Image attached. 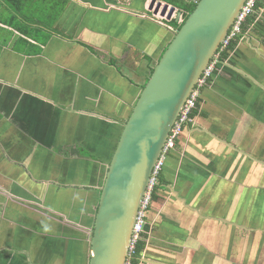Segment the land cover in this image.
<instances>
[{"label":"crops","instance_id":"crops-1","mask_svg":"<svg viewBox=\"0 0 264 264\" xmlns=\"http://www.w3.org/2000/svg\"><path fill=\"white\" fill-rule=\"evenodd\" d=\"M188 1L156 0L175 6L170 20H158L154 6L149 8L151 0H0V264H89L105 174L99 185L86 167L85 180L79 181V170H62L60 155L70 160L82 156L77 144L101 125L122 128L111 111V94L119 87L118 98L112 97L116 105L132 108L145 75L173 37L172 21L183 13L179 2ZM247 39L244 34L237 50L246 49ZM135 56L142 67L130 75L128 63ZM220 70L203 89L201 103L207 108L214 89L220 90L214 99L226 103L229 82L242 73ZM203 111L207 119L209 111ZM97 139L95 147L103 141ZM177 149L166 165L173 163ZM91 153L94 158L82 157L103 164ZM166 178L169 191L153 204L147 219L155 234H165L169 224L178 226L180 219L172 216L185 206L177 191L171 187L170 192L172 181L168 174ZM51 202V209L45 207Z\"/></svg>","mask_w":264,"mask_h":264},{"label":"rangeland","instance_id":"rangeland-1","mask_svg":"<svg viewBox=\"0 0 264 264\" xmlns=\"http://www.w3.org/2000/svg\"><path fill=\"white\" fill-rule=\"evenodd\" d=\"M155 16L158 20L163 17ZM260 29L261 32L248 35L250 39L243 42L246 49L237 50L242 59L226 58L221 67V73L242 71L235 82H229L231 85L225 91L227 102L215 100L220 90L214 89V95L211 94L214 108L203 103L200 106V110L209 111V117L196 115L192 128L181 131L180 142L174 146L179 148L177 157L164 168L172 181L170 192L172 187L185 202V206L177 209L180 214L176 215V210L172 216L180 219V223L169 224L171 229H166L165 234H155L151 224L145 222L143 229L147 236L139 264H150L147 259L156 264H264V26ZM136 57L128 63L130 75L142 67V63L134 62L139 61ZM119 90L118 87L111 94V111L116 119L125 122L131 108L117 106L118 101L116 105ZM17 95L19 98L20 93ZM113 125L112 129L101 125L100 130L92 131L95 134H90L91 137L86 132L88 138L82 142L87 147L85 151L81 143L77 144L82 156H90L92 151L103 164L95 165L96 162L77 154L70 160L65 154V157L60 155L62 170L66 173L79 170L82 181L86 175L83 170L89 167L90 176H95L100 185L110 150L115 147L121 130V125ZM97 138L103 141L95 147ZM46 163L55 164L49 159ZM65 178L70 186L68 174ZM52 205L53 202L45 207L51 209Z\"/></svg>","mask_w":264,"mask_h":264},{"label":"water","instance_id":"water-1","mask_svg":"<svg viewBox=\"0 0 264 264\" xmlns=\"http://www.w3.org/2000/svg\"><path fill=\"white\" fill-rule=\"evenodd\" d=\"M151 0L156 14L161 2ZM247 0H198L122 122L100 187L89 264H126L153 168L186 99L215 58ZM165 3L160 14L174 11ZM179 18L180 12L177 13ZM167 18V17H166ZM178 21V19H176Z\"/></svg>","mask_w":264,"mask_h":264},{"label":"trees","instance_id":"trees-1","mask_svg":"<svg viewBox=\"0 0 264 264\" xmlns=\"http://www.w3.org/2000/svg\"><path fill=\"white\" fill-rule=\"evenodd\" d=\"M197 2L198 1H193V0H189L188 3H180L179 2L178 6L181 9V11L183 12L182 13V19L183 20L181 22L177 21L176 19H174L172 21V24L176 30L180 28L183 21L186 19V17L189 15V13L194 9ZM262 26H264V0H255L254 5H253V11L251 12V14H249L245 18V21L242 23L240 33H238L235 37H233L228 42L226 47L223 50H221L220 56L218 58V63L215 65L214 73L217 72V69H221L226 58H230L233 56L235 59H237L239 57L240 54L237 52V45H238V42L240 41V38L244 34H248V35L253 34L254 35V33L258 30L261 32L262 30L260 29V27H262ZM247 29H249V30L247 31ZM152 70H153V68H150L148 74L145 75V80H144V83L141 84L142 85L141 87H143V85L145 84V82L148 79L149 75L151 74ZM211 81H212V79H211ZM208 82H210V78L208 79ZM201 102H202V97L199 96L196 100L195 108L193 110V114H192L193 117H195L196 115H198L200 117H203L206 115L203 110H200ZM99 110H101V109H99ZM99 126H100V122H99ZM184 126H182V128ZM186 127H190V123ZM178 141H179V138H176V141H175L176 144L178 143ZM84 149H86V148L83 147L82 151H85ZM170 153L171 152H168V154H167L168 157H169ZM90 156L92 158H94V155H92L91 153H90ZM109 159H110V157H109ZM166 183H167L166 173L164 172V169H162L161 172L159 173V175L157 176L156 182H155V184H154V186L150 192L149 203H148L146 212L144 214V221L145 222H148L147 221L148 214H149L150 209L153 206V204L159 200H162L165 197L166 191H165L164 187L166 186ZM146 236H147V234L144 233V231L140 233V237L134 246V253L132 254V256L130 258L131 264L141 263V261H142L141 257H142V254L144 252V245H145L144 237H146Z\"/></svg>","mask_w":264,"mask_h":264},{"label":"built area","instance_id":"built-area-1","mask_svg":"<svg viewBox=\"0 0 264 264\" xmlns=\"http://www.w3.org/2000/svg\"><path fill=\"white\" fill-rule=\"evenodd\" d=\"M193 1H198V0H193ZM254 2L255 0H247L245 5L241 9V12L239 13L238 17L236 18L227 38L222 43V48L220 49V51L223 50V48L228 44V42L241 31L242 23L245 21V18L249 14H251V12L253 11ZM217 57H218V53L215 56L214 60H212L210 64L207 66L203 75L198 79L194 89L192 90L188 98L186 99L173 127L170 130V134L168 135V138L164 144L163 151L161 155L159 156L153 168L152 176H151V179L148 185V191H147V194L144 200L142 201L139 215L135 222L132 243L129 246V254L133 253L135 243L139 239L140 233L143 231L144 224H145L144 214L146 212V209L149 203L150 192L156 182L157 176L163 169L166 158H167V154L174 147L176 138H178L179 134L182 131V126L184 125L186 126L187 124L189 123L191 124L194 122V117L192 116V114L195 108L196 100L200 96L201 91L206 84L207 78L211 76V73L213 69L215 68ZM127 264H129V262Z\"/></svg>","mask_w":264,"mask_h":264},{"label":"clouds","instance_id":"clouds-1","mask_svg":"<svg viewBox=\"0 0 264 264\" xmlns=\"http://www.w3.org/2000/svg\"><path fill=\"white\" fill-rule=\"evenodd\" d=\"M163 5H164V4H163ZM154 6H155V4H154ZM161 6H162V5H161ZM161 6H160L159 9H161ZM168 6H169V5H168ZM171 7H172V6H171ZM154 8H155V7H154ZM158 13H160V12L158 11L156 14H158ZM156 14H155V15H156ZM177 19H178V21H180V22L183 20V19H182V14H181V13H180V15H179V18H177ZM174 29H175V28H174ZM230 30H231V29H230ZM230 30H229V32H230ZM175 31H176V29H175ZM239 33H240V32H239ZM228 34H229V33H228ZM171 39H172V38H171ZM240 40H241V38H240ZM225 47H226V46H225ZM225 47H224V48H225ZM221 48H222V45L220 46V48H219V50H218V52H217V53H218V57H217V61H216L215 65L218 63V58H219V56H220V52H221L220 49H221ZM224 48H223V49H224ZM159 58H160V57H159ZM212 60H214V58H213ZM212 60H211V61H212ZM211 61H210V62H211ZM210 62H209V64H210ZM209 64H208V65H209ZM214 70H215V68L213 69L211 75H212V74L217 75L219 69H217V72H216V73H214ZM204 71H205V70H204ZM204 71H203V73H204ZM203 73H202V75H203ZM202 75H201V76H202ZM209 78H210V80L212 79L211 76H209V77L207 78L206 84H205V86L203 87V89L206 87L207 84L210 83V82H208V79H209ZM203 89H202V90H203ZM202 92H203V91H201L200 97H202ZM187 125H188V124H187ZM187 125H186V126H187ZM191 125H192V123L190 124V126H191ZM186 126H184V127H186ZM184 127H183V128H184ZM183 128H182V130H183ZM169 134H170V132H169ZM180 135H181V133L179 134L178 138H180ZM175 144H176V142H175ZM175 144H174V146H175ZM172 149H174V147H173ZM172 149H171L169 152H171ZM167 159H168V155H167L166 161H167ZM166 161H165L164 167H165V165H166ZM108 162H109V161H108ZM164 167H163V169H164ZM106 169H107V167H106ZM143 231H144V229H143ZM143 231H142V232H143ZM133 253H134V251H133ZM133 253L129 254V260L127 261V263L129 262V264H131V263H130V258H131V256H132ZM127 263H126V264H127Z\"/></svg>","mask_w":264,"mask_h":264},{"label":"flooded vegetation","instance_id":"flooded-vegetation-1","mask_svg":"<svg viewBox=\"0 0 264 264\" xmlns=\"http://www.w3.org/2000/svg\"><path fill=\"white\" fill-rule=\"evenodd\" d=\"M167 4V3H166ZM168 5V4H167ZM169 7V6H168ZM173 7V6H172ZM175 10V9H174ZM159 12H161V9H159L158 10ZM172 14H173V12L171 13V15L169 16V18H168V12L167 11H165L164 12V14H163V16L165 17H167V19H169L170 20V18H171V16H172ZM177 19V18H176ZM168 20V21H169ZM175 28V27H174ZM239 75H241V73H239ZM243 75V74H242ZM217 75H215V74H212L211 75V78H212V81L210 80V83L209 84H207L206 86H208V85H210V84H213L214 83V78L216 77Z\"/></svg>","mask_w":264,"mask_h":264}]
</instances>
